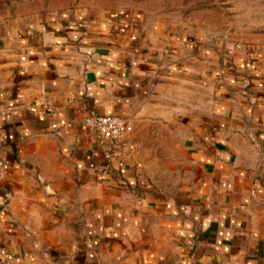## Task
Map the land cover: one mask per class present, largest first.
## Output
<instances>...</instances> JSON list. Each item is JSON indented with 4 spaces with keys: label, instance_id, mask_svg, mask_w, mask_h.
I'll list each match as a JSON object with an SVG mask.
<instances>
[{
    "label": "crops",
    "instance_id": "1",
    "mask_svg": "<svg viewBox=\"0 0 264 264\" xmlns=\"http://www.w3.org/2000/svg\"><path fill=\"white\" fill-rule=\"evenodd\" d=\"M45 8L0 22V264H264L259 55Z\"/></svg>",
    "mask_w": 264,
    "mask_h": 264
},
{
    "label": "rangeland",
    "instance_id": "2",
    "mask_svg": "<svg viewBox=\"0 0 264 264\" xmlns=\"http://www.w3.org/2000/svg\"><path fill=\"white\" fill-rule=\"evenodd\" d=\"M68 5L94 14L130 11L215 49L241 44L240 51L259 55L264 67V0H0V22Z\"/></svg>",
    "mask_w": 264,
    "mask_h": 264
},
{
    "label": "built area",
    "instance_id": "3",
    "mask_svg": "<svg viewBox=\"0 0 264 264\" xmlns=\"http://www.w3.org/2000/svg\"><path fill=\"white\" fill-rule=\"evenodd\" d=\"M236 49L242 50L243 45L237 44ZM40 105L41 108L47 113L54 111V106L49 99L43 98L40 102ZM31 109L35 110V107L32 106ZM84 122L97 132L102 141L113 144L133 131V125L131 122L127 118L118 114H89L85 117ZM7 172V163L3 159H0V179L5 177Z\"/></svg>",
    "mask_w": 264,
    "mask_h": 264
}]
</instances>
